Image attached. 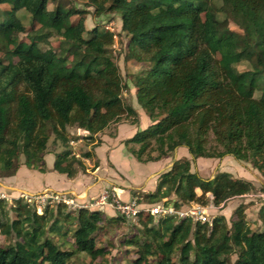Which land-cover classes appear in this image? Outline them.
I'll return each mask as SVG.
<instances>
[{
	"label": "trees",
	"instance_id": "obj_1",
	"mask_svg": "<svg viewBox=\"0 0 264 264\" xmlns=\"http://www.w3.org/2000/svg\"><path fill=\"white\" fill-rule=\"evenodd\" d=\"M48 1L0 0V178L21 166L45 173L50 139L61 148L53 151L52 170L74 178L91 153H72L78 137L69 128L92 141L111 124L139 123L111 53L115 34L106 26L116 15L117 34L126 38L124 62L144 66L130 77L150 122L123 144L143 163L180 147L190 156L174 161L141 202L220 207L254 191L250 181L227 172L205 179L191 165L232 157L264 179V0H217L222 20L215 0H85L93 17H102L91 28L88 11L64 0H50L49 9ZM21 10L28 28L18 18ZM243 62L248 70H238ZM245 209L239 205L229 223L220 215L210 225L140 215L138 234L124 243L136 248L131 264H264V206L260 230L250 227ZM110 219L97 209L57 204L38 214L21 198L0 200V264H98L107 252L96 238ZM83 255L87 263L79 261Z\"/></svg>",
	"mask_w": 264,
	"mask_h": 264
},
{
	"label": "rangeland",
	"instance_id": "obj_2",
	"mask_svg": "<svg viewBox=\"0 0 264 264\" xmlns=\"http://www.w3.org/2000/svg\"><path fill=\"white\" fill-rule=\"evenodd\" d=\"M64 1L67 2L69 5H71L72 7H74L75 9L88 11L89 14L86 15L85 17V24L87 28H91L94 25L100 24L99 22L102 19V17L98 19L96 17H93L92 15L93 8L88 7L85 0H64ZM47 6L49 9H51L53 7V1L49 0ZM218 7H219V3L217 0H215L213 11L216 14L217 18L222 20L224 19V16L218 11ZM18 18L26 28L29 27V15L25 11L23 10L19 11ZM109 26H111V29L115 34L114 37L115 43L111 48L112 51L111 53L116 58L117 65L120 69L121 75L128 87V89L123 92V98L128 104L132 105V107H134L138 111V114L143 115L142 110L138 107V105L134 100V87L131 83L130 76L142 72L144 66L134 64L130 61L124 62L123 51L125 50V46H126V38L123 33L117 34L120 32V22L116 15H114L113 18H111V20L107 23V27ZM227 26L230 30L238 32V30L233 24L229 23L227 24ZM20 38L21 40H26L25 35H20ZM52 45L57 47L58 45L57 41L52 40ZM248 69H249V65L245 62L241 63L238 67V70H248ZM258 95L259 94L256 93V96ZM114 125L115 124H111L102 133L94 136L92 141L84 138L87 136L86 132L77 128H69L68 129L69 134L74 137H78L77 140L72 141L70 143V149L72 153L78 156L84 152H88L87 150L90 149L89 152L92 155L93 148L96 147L95 145L96 142L97 141L101 142L100 141L101 136L105 135L106 137L115 134ZM51 141L52 139L49 140L47 145V149H48V152L46 153L48 154V156L46 155L47 159H49V157L54 158L53 155L54 149L57 150V152L61 150L59 146L54 147L53 144H51ZM181 151L187 154L184 148H181ZM215 160L216 161L213 164L211 165L204 164V166L203 165L197 166L196 162H193L191 165V170L197 171L200 174V176L205 179L206 178L212 179L214 175H216L218 172H227L230 173L232 177L235 179L250 181L251 183H253L255 189L253 192L249 193L248 195H244L242 197L229 200L224 206H221V208L213 209L210 207V203L207 206H204L206 207L208 218L211 219L212 221L214 217L222 215L229 223L236 208H238L239 205L244 204L246 205L245 217L250 227L256 230L262 229L261 222L258 219V213L259 210L264 206V179L249 164L237 162L232 157H224L222 159H215ZM82 161L86 165V169L88 171L92 172L96 169L95 164L97 162L95 160L93 161L92 159L91 160L88 159L87 161V159H82ZM19 162L20 163L23 162L22 157H20ZM21 195L22 194H20L16 198L8 195L10 198L9 204L12 202L13 199L20 198ZM37 213L41 214V210L38 209ZM138 227L139 226L137 225L136 220L126 221L119 218L118 215L114 213V217H111L109 224L104 226V231L101 230L98 232V236L96 238L97 247H104L107 253L103 259H98L96 263L131 264L132 260L137 258L136 248L128 247L124 243L128 238L132 237L134 234L135 235L138 234V229H139ZM53 239L57 241L56 237H54ZM3 243H4V238L0 236V244ZM234 259L235 256L232 257V260ZM88 260L89 259L84 255L81 256V258L79 259L80 262H85V263H87ZM151 261H153V259H151Z\"/></svg>",
	"mask_w": 264,
	"mask_h": 264
},
{
	"label": "crops",
	"instance_id": "obj_3",
	"mask_svg": "<svg viewBox=\"0 0 264 264\" xmlns=\"http://www.w3.org/2000/svg\"><path fill=\"white\" fill-rule=\"evenodd\" d=\"M138 116L139 123L137 125L121 121L114 125V135L101 136V142L93 148V154L89 158V160L97 162L94 171L90 172L85 169L74 178H67L52 170L54 158L47 159L48 154H45L44 162L47 169L45 173L21 166L14 176L0 178V192L15 198L20 194L34 195L46 190L64 192L79 203L89 204L105 190L114 191L123 201L134 197H143L145 193L154 191L158 177L169 170L174 161L181 158L190 159V156L181 151L180 147L175 150L172 156L164 157L158 161L145 163L137 161L127 151L123 142L130 139L137 130L145 129L150 125L144 113L143 115L138 114ZM215 161V159L206 158L195 160L197 166L211 165ZM96 209H100L109 218L114 217V211L109 207ZM91 210H95V208Z\"/></svg>",
	"mask_w": 264,
	"mask_h": 264
},
{
	"label": "built area",
	"instance_id": "obj_4",
	"mask_svg": "<svg viewBox=\"0 0 264 264\" xmlns=\"http://www.w3.org/2000/svg\"><path fill=\"white\" fill-rule=\"evenodd\" d=\"M106 29L113 32L111 26ZM77 156V155H76ZM23 201L31 206H34L36 211L42 210L45 206H55L57 204H64L71 210H78L81 208L93 209L109 207L116 215L126 221L136 220L138 216H151L154 221L164 217H173L177 220L190 218L195 222L208 223L210 225L211 219L208 218L206 207L197 204L190 203L180 208L174 207V200L170 203H155L147 204L142 203V198L134 197L127 201L121 200L114 191L105 190L89 204H80L74 201V198L64 192H51L46 190L36 195H21ZM0 200H4L9 203L10 198L5 193L0 192ZM213 209L220 208L214 207Z\"/></svg>",
	"mask_w": 264,
	"mask_h": 264
}]
</instances>
